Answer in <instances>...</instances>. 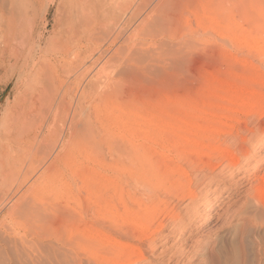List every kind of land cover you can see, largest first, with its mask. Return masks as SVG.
Segmentation results:
<instances>
[{
	"label": "bare ground",
	"instance_id": "bare-ground-1",
	"mask_svg": "<svg viewBox=\"0 0 264 264\" xmlns=\"http://www.w3.org/2000/svg\"><path fill=\"white\" fill-rule=\"evenodd\" d=\"M39 1L41 0H0V78L16 79L17 81L24 80L29 84L32 83V85H30L32 86V91L36 90L39 94L44 95L50 103V107L48 108L52 107V110L49 111L47 129H52L56 125V122L60 121L63 126H67L69 139H73L78 145L84 144L92 137L93 128L92 124H90L91 122H86L84 121L85 119H83L84 108L82 109L81 98L84 87H81V82L82 80H85V88L94 90V86H96V91H98V75L103 67L109 65L107 64L109 59L106 57L107 60L104 59V56L107 55L105 52L107 51H101V47H96V43L103 41L108 35L111 37V35H114V32L115 35L111 38L114 43L116 40L124 42L125 37L128 38L127 30L132 26L134 27V30H132L133 35L138 31H148V34H151L156 30L159 32L160 29V31H163L162 28L166 26L168 21L170 22V17L173 15V18L175 16L174 13L178 11H176L174 5H181L182 2L180 3L179 0H159L154 8L152 7L151 9L150 7L149 10L152 11H149L150 13L145 17H142L139 20L137 15L133 16L130 14L127 17L122 14L123 16L121 15L122 17L118 19V21L116 20V25L113 24L114 27L112 25L113 21L112 23L109 22V18L111 17H106V15L109 14L105 15V13H107L105 12L107 8H105V4L103 3H107V1L102 3L100 0H59L61 1V7H59V3L58 10L61 8V11L59 12L61 14L60 23H62V27L59 26L61 29H59V31L61 32L59 33L60 36H58V38L56 36L55 39L57 40L51 41L49 38L45 37V22L47 14H40V25L38 26L36 24V21H38L36 20V6ZM186 1L188 2V0ZM235 1L237 2V8L240 12V19L237 20L238 22L235 23L230 13L217 15L216 13L213 14L210 10L203 8L200 14L201 18L205 19L206 23L204 24L205 27L202 25V31H205L207 34L222 42L231 39L233 41V46L241 48L247 53H260V55H262L264 53V12L259 7L262 0ZM183 2L186 3L185 1ZM106 5L108 6L109 2ZM111 6H108V8ZM172 18L171 22L174 21ZM185 22L184 23L187 25L188 22ZM231 23H235L234 29L228 28V25ZM253 24L263 27L262 29H257V26L256 28L253 27L255 30L253 31L251 30V25ZM198 25L200 26V24ZM199 26L196 28L201 29V26ZM113 27L115 29H113ZM112 30H114V32ZM168 30L169 29H167V31ZM111 32L113 33L111 34ZM103 35L106 36L101 37ZM80 40L85 41L87 45L84 52L85 56L82 59H80V57L83 54L78 50L70 52L71 48H75V45L77 46V41L79 43ZM106 42L108 44V41ZM104 43L105 42L102 44ZM122 47H120V50L124 49ZM118 52L116 53L118 54ZM116 53L112 54L116 56ZM119 53L121 54V51ZM64 55H70L69 57L72 58L66 56L69 59H66L67 62H64ZM123 55H125V53ZM123 55L121 56L122 58ZM127 56L129 57V53ZM142 56L141 58L140 56L138 57L140 58V62L142 61ZM108 57L110 58V56ZM124 57H126V55ZM228 57L229 55L225 54L223 59L227 60ZM138 58L133 59L136 61ZM177 58L179 57H176V60ZM129 59V63L124 61V65L126 66L123 65L121 70L118 69L120 70L118 75L116 73L118 80L116 79L114 85L111 84L113 85L111 89L112 93L121 89V87L126 88V85L131 86L128 82L133 83V85L134 82H142L141 79L143 77H141V75L143 73L140 75V68L138 69L140 66L143 67L142 62L140 64L137 61L138 63L136 62L137 64L133 66L134 62L132 58L130 57ZM145 59L143 58V60ZM110 61L112 62V60ZM110 61L108 62L110 63ZM147 61L145 62L146 66ZM117 62L118 60L116 63ZM120 63L122 64V62ZM177 63L178 62L175 63V61L174 63H171L169 66L170 69H168L169 67H166L170 70V75H168L169 73L167 74L164 69L163 71L157 70L159 71V73H157L159 74L158 77L164 78V81L166 78L168 80V77L172 78L173 74L176 75L182 69L181 65H177ZM164 64L162 65L164 66ZM252 66L251 64L247 66L243 65L245 69L248 68L251 70L254 68ZM142 69L143 68H141V71ZM154 69L151 68V71L153 70V75L156 72ZM144 70H146L149 75L150 69ZM154 77L156 76L154 75ZM154 77L152 78L154 79ZM123 83H126V85L122 86ZM216 83V81L210 80L207 82V89L214 84L216 85ZM262 84L263 83L261 82V86ZM25 86L26 85H24V87ZM143 86H145V83ZM26 89L28 90V88ZM109 89L107 87V91ZM36 91H34V93ZM70 93L72 94L70 100H72L70 104H67L66 99L71 95ZM206 96V92L200 93L197 97V101L202 102ZM226 96L227 95L218 98L219 102L225 104V107L216 108V110L221 113H236L239 108L244 106H247L248 114L257 113L260 109L264 110V94H253L247 91L243 95L236 96V99L234 100H231V98L228 99V96ZM83 97H85V95ZM21 109L19 111L14 110L13 113H11L9 116V123H7L8 121H6V117H3L5 116L6 111L3 115V111L0 109V264H90L91 262L88 263V260L92 261L94 264H151L153 261V251L157 247V241L161 240L160 242H164L163 244L165 245L167 242L166 238L170 233L182 234L184 229L189 227L191 228L189 235H192L197 229L196 227H191V217L188 216L190 211L182 214L181 212H173L169 218L172 227L170 226L169 233H165L167 227L159 218L161 216L163 217L166 213L170 198L180 199L178 193L180 191H187L186 209H189L190 207L191 210L198 206V200L201 198L199 197L201 190L206 189L205 192L207 193L212 186L214 189H211L210 192L214 195L212 199L214 205H216L220 199L224 202L231 198H238L239 195H241V197H245L246 200L243 207L237 209V214L240 215L242 219H247L254 227L259 226L264 228V175L259 178L242 176L238 179V181L242 182L233 181L234 172L241 168V161L238 162L236 160L235 163H233L232 172L224 177L222 176L223 174L221 175L216 172L217 167L215 165H212L210 162L196 160L195 162L193 161L195 164H193L192 167H194L195 170H198V173L192 176L188 171L186 172L180 164L181 157L177 158L172 166L168 164L170 162L163 160L159 164H155L153 157L158 155V153H152V150L155 147H158L159 155H165L167 154L166 145H159L156 140L144 137H142V142L147 147H142L141 150L139 147L136 148L133 147V145H130L131 142L126 138V144L129 145V152L132 157L128 162L131 164L132 161L133 164H127L131 169H125L124 166V168L116 167L115 171L116 173L118 171L124 172L125 174L127 173L128 177H130L135 183V187H133L134 194H129L132 190L129 189L131 191L128 192L126 189L125 191L128 195L125 194V196L123 193L125 191H123L121 187L122 184H120V187L111 185V191L117 196V205L111 204V201L105 202L106 199L105 201L100 199L99 194L109 189L107 183L108 180H105L103 176L101 177V174L98 176L95 175L96 179L92 178L87 184L85 183L86 180L84 181L85 177L83 173L82 175H77L79 176L78 179L82 182L80 188L84 189L83 198L76 197L79 196L78 191L81 190L76 184L77 181H72V185L74 186L73 190L75 191L74 193L66 191L65 189L61 190L60 187H55L50 191L46 189V192H43L37 190L34 187V183L29 184L24 191L15 190L11 192L10 189H3L1 185L4 176L11 174L12 171H16L14 170L16 168L15 163L18 162L15 160V150L21 144L31 145L34 142L36 143V140H33L36 139V136H32L30 130H28L32 123L31 118L29 119L30 114H28L29 116L26 115L27 113L23 112L24 110L22 111ZM102 110L104 114L114 119L113 122L116 128L125 125L122 118L124 117V114L126 116L127 114L126 112L122 113L123 110H113V108L110 109L107 108V106ZM263 110L260 111L263 112ZM194 114L196 113L192 112V115ZM167 119V122H161L156 125L154 130L167 127L169 124L176 122V120L170 116H168ZM141 127L142 124L139 126V131ZM63 128L64 127L61 129ZM191 131H195L194 133L196 134H206L205 137H203V140H205L208 145H205L206 143L204 144L205 146L200 144L199 140H197L198 137L196 134H194V139L190 142L191 146L196 149L195 151H201V157L208 158L213 154L218 155L229 148H227V146L230 144L227 145L225 139L219 141V134L216 130L180 121V134H187ZM57 135L56 142L58 143H63V141L67 139L65 138V132L62 130H60V133ZM200 138L202 139V137ZM182 139V137H176L174 145L184 146L185 140ZM261 139L264 140L263 121L250 127L247 131V135L244 137L238 139L237 137L230 138V142H238L236 149L243 160V164L247 165L251 161V157L254 156L259 148H261ZM42 142H39L38 144L36 143L41 154L42 151L44 152L49 148L45 142ZM210 143H214L217 146L218 144L223 146V143H225L227 146L225 150H222V148L210 146ZM187 145L190 146L189 144ZM190 154H193V152L190 151L188 155ZM58 155L59 154H57V156ZM197 158L199 157H196V159ZM187 168L189 167L187 166ZM67 171H69V168ZM205 171H207V174L202 173ZM65 174L64 171H61L60 177L64 178ZM67 182L69 183V181ZM78 183L80 182L78 181ZM194 183L198 187L194 185ZM90 184H94V186ZM112 184L114 185L115 183ZM192 185L194 187L196 186L199 191H192ZM223 185L225 188L222 187ZM78 188L80 190H78ZM135 193H137V195ZM51 196H58L57 199L63 200V202L66 201V206L62 208L50 207L49 210L44 209L46 207L48 208V203L44 204L45 198ZM88 198L92 199V201H94L93 203H96L95 205L92 204L95 206L94 209H103V212L98 213V215L104 218V221L112 226L113 235L110 233L104 234V232L100 233L101 231L98 232L89 228H86L83 231H76V229H73L72 223L74 220L78 221L81 225L84 223L82 210L83 207H85V204H87ZM89 201L91 202V200ZM42 208L44 209L43 211L41 210ZM185 217L188 218L187 227L186 225H182V221ZM28 235L30 239L27 238ZM261 254L264 257V241L261 246ZM184 256L183 250H180L179 248L175 250V253L173 252L172 259L175 258L177 259V262H180Z\"/></svg>",
	"mask_w": 264,
	"mask_h": 264
},
{
	"label": "rangeland",
	"instance_id": "rangeland-1",
	"mask_svg": "<svg viewBox=\"0 0 264 264\" xmlns=\"http://www.w3.org/2000/svg\"><path fill=\"white\" fill-rule=\"evenodd\" d=\"M58 1L59 0H41L36 6V20H38L36 21V24L38 26L40 25V14L46 13L45 37L49 38L51 41L57 40L55 38L56 36L58 38V36H60L59 33L61 32L59 31V26L62 27V23H60L61 14L59 12L61 11V8L58 10V4L61 1ZM100 1H102V3L107 1V3H103L105 4V8H107L105 11L107 13H105V15L109 14L106 15V17H111H108L110 19L109 22L112 23L113 21L112 25H116L118 19L123 16L122 14L127 17L130 14L133 16L137 15L140 20L152 11L149 10L150 7L151 9L152 7L154 8L159 0ZM179 1L180 3L182 2V6L180 4H177L176 6L174 5L176 11L178 10L174 13L177 18L175 16L172 18L173 15L170 17V22L168 21L166 26L162 28L164 32L160 31L161 29L159 30L160 33L156 30L154 32L158 33L153 32L151 34H148V31H138L137 33H134L135 35H133L132 30H134V27L132 26L129 30H127L128 38L125 37L124 42L116 40L118 42L115 41L114 43L113 39H111L115 35L114 30H112L114 35H111V37L109 35L108 37L106 35L101 36H106L104 40L99 37L103 41L98 42L99 44L96 43V47L100 46L101 51H107L105 52L107 55L104 54L106 55L104 56V59L107 60L106 58H108V61L112 60V62L110 61L109 63L107 61V64L109 65L107 66L105 64L107 67H103V69H101L102 72L100 71L99 73L100 76L98 75V91H96V86H94L95 91L85 88V80H82L81 82V87H84L82 95L83 99L81 98L82 109L84 108L83 119H85L84 121L86 122H91L90 124H92L93 128L92 137L89 138L87 143L85 142L86 144L84 143L78 145L73 139H69L67 126H63L60 121H57L56 125L52 129H47L49 111L52 110V107L48 108L50 107V103L44 95L39 94L36 90L32 91V86H30L32 83L29 84L24 80L17 81L16 79L0 78V109L3 111V115L6 111V114L3 117H6V121H8L7 123H9V116L11 113H13L14 110L19 111L22 108L21 110H24L23 112L27 113L26 115L30 114L29 119L31 118L32 123L28 130H30V134L32 136H36V139L33 140H36L37 144L44 141L49 146V148L44 152L42 151L41 154V151L37 148V144L35 142L33 143L34 145L21 144L15 150V160L18 162L15 163L16 168L14 170L16 171H12L11 174L4 176V180L1 185L3 189H10L11 192L15 190L24 191L27 189L29 184L34 183V187L43 192H46V189L50 191L55 187H60L61 190L65 189L66 191L74 193L75 191L73 190L74 186L72 185V181H77L76 184L79 188L82 186V182L78 179L79 176L77 175H82L83 173L85 177L84 181L86 180L85 183L87 184L92 180V178L96 179L95 175L98 176L101 174V177L103 176L105 180H108V182H105L108 183L109 189L101 193L102 195L99 194L100 199L102 201H105L106 199L105 202L111 201V204L117 205V196L111 191V185L120 187V184H122L121 187L123 191L126 189L128 192L132 190L129 194H134L133 187H135V183L130 179V177H128L127 173L125 174L124 172H119L118 170L116 173L115 171L116 167L124 168L125 166V169H131L127 166L128 163L130 164L128 161H130V158L132 157L129 152V145L126 144V138L131 142L130 145H133V147L136 148L139 147L141 150L142 147H147L142 142V137L156 140L159 145H166L167 154L165 155H159L158 147H155L152 150V153H158V155L153 157L155 164H159L163 160L170 162L168 164L172 166L176 162V159L181 157L182 160L180 159V164L183 169L186 170V172L188 171L192 176L198 173V170H195V168L192 167L196 160L201 162H210L212 165H215L217 167L216 172L221 175L223 174L222 176L224 177L232 172L233 163H235L236 160L238 162L241 161V168L234 172L233 181H238V179L242 176L259 178L264 175V140L261 139V148H259L254 156L251 157V161L247 165L243 164V160L236 149L238 142H230V138L237 137L238 139L244 137L247 135V131L250 127L257 123H261L262 121L264 122V110L260 109L263 110V112L259 110L254 114H248L247 106L239 108L236 113H221L216 110L217 107H225L224 103L218 101V98L222 96L227 95L228 99L231 98V100H234L236 99V96L238 97L241 94L243 95L247 91L253 94H264V53L262 55H260V53H247L243 49L233 46V41L231 39H227L222 42L207 34L205 31H202V25L205 27L204 24L206 23L205 19H202L200 14L203 8H206L210 10L211 13L213 12V14L216 13L217 15L230 13L235 23L238 22L237 20L240 19V12L238 11L237 2L235 0ZM108 2V6H111L112 4V8H108L106 5ZM60 5L61 3L59 4V7H61ZM259 7L264 12V0L260 2ZM171 18L172 20L174 19V21L171 22ZM185 21L188 22L187 25L185 24ZM235 23L228 25V28L234 29ZM198 24H200L201 29L196 28L199 26ZM251 26V30L253 31H255L253 27L256 28L257 26V29H262L263 27L254 24ZM114 27L113 29H115ZM167 29L169 30L167 31ZM113 32H111V34ZM106 41H108V44ZM103 42L105 43L102 44ZM76 44L77 46L75 45V48H71L70 52L78 50L83 54L80 57V59H82L85 56L84 52L87 47L86 42L80 40L79 43L77 41ZM120 47L126 50L122 49V51L120 50ZM118 51H121L122 55L125 53L126 57L123 55V59L121 57L122 55ZM116 52H118V54ZM112 53H116V56ZM128 53L129 57L127 56ZM225 54L229 55V60L223 59ZM138 55L140 58L144 55L141 59L143 67L137 66L138 69L140 68L139 71L141 73L138 71L139 74L141 75L143 73L141 75V77H143L141 79L142 82H140L141 80L139 81L140 83L134 82L135 86L130 82L128 83L131 86H127L126 83H123L122 86L126 85V88L121 87V89L112 93V86L116 82V79L118 80L117 75L123 68L125 62L127 61V63H129L128 61L131 57L134 62L133 66H135L138 62L141 64ZM66 56L68 55L63 56L64 62H67L69 58H72L69 57L70 55L68 56L69 58ZM108 56H110V58ZM176 57L179 58L176 60ZM133 58H138L139 60L137 59L134 61ZM143 58H146V61L151 59L150 61H147V66L145 63L146 61L143 60ZM117 60L118 62L116 63ZM174 61L175 63L178 62L177 65L180 64L182 69L176 75H172L173 79L168 77L167 80L166 78L165 81L167 82H165L164 78L160 77L162 78L160 79L158 77L159 74L157 73H159V71L157 70L163 71L164 69L165 72L170 75V70L168 69H170L169 66L171 63H174ZM179 61L184 62L182 63ZM120 62H122V64ZM162 64H164V66ZM250 64L254 67L252 70L248 68L245 69L243 67V65L247 66ZM153 66H156L155 69ZM166 67L169 68L167 69ZM141 68H143L142 71ZM151 68H153L154 71L156 70L154 73L156 77L152 74L153 70L151 71ZM144 69H150L149 71L151 73L148 71L150 76ZM152 77H154V79ZM210 80H214L217 83L207 89V82ZM261 82L263 83L262 86ZM144 83L145 86H143ZM24 85L26 86L24 87ZM107 87L108 89L110 88L108 91ZM26 88H28L29 91ZM34 91L37 93H34ZM204 92L207 93V96L202 100V102H198V95ZM84 95L86 98L83 97ZM71 96L72 94L67 97V104L71 103ZM106 106L110 109L113 108V110H123L122 113L126 112L127 116L124 114V117L122 118L125 125L116 128L113 122L114 119L102 112V109ZM192 112L196 113L194 114L195 117L192 115ZM168 116L175 119L176 122L169 124L167 127L154 130V127L159 123L167 122ZM180 121L216 130L219 134V141L225 139V143L230 145L227 146L225 143H223V146L225 147L220 146L219 144L217 146L214 143H210L209 145L222 148V150H225L227 146V148L229 147L227 149L228 151L225 150V152L223 151L218 155L210 154L212 156L208 158L201 157V151H195L196 149H194L190 144V142L194 139V134H196L194 133L195 131H191L187 134H180ZM141 124L142 127L139 131V126ZM62 127L64 128L61 129ZM60 130L65 132V138H67L63 141V143L61 142L62 146L61 143L56 142L58 136L57 134L60 133ZM196 135L200 144L204 145L206 143L205 145H208V143L203 140V137L206 135L205 133H197ZM176 137H182V140H185L184 146L174 145ZM200 137H202V139ZM190 151H192L193 154L188 155ZM57 154L59 155L57 156ZM196 157L199 158L196 159ZM131 164H133L132 161ZM187 166L189 168H187ZM68 168L69 171H67ZM61 171L66 173L64 178L60 177ZM206 172L207 171L202 173L207 174ZM25 180H29L28 183ZM67 181H69V183ZM78 181L80 183H78ZM112 183L115 184L113 185ZM90 185L94 186V184ZM194 185L196 184L194 183ZM196 186L194 187L192 185L191 190L197 191L198 186ZM222 187L225 188L224 185ZM79 188L78 190H81L78 191L79 196L76 197L83 198L84 189ZM211 189H214V187L212 186ZM211 189L209 188L207 193L205 192L206 189L201 190L199 194V197L201 198L198 200V206L191 210L190 207L189 209H186L187 191H180L178 193V197L180 199L170 198L168 204L169 206L166 208V213L163 217L161 216L159 218L160 221H162L167 227L165 233L170 232L171 223L169 218L173 212H181L182 214L190 211L188 216L191 217V227H196L197 229L194 228L196 230L192 233V235H189L191 228L187 227L188 218L185 217L182 221V225H186L187 228L184 229L182 234L170 233L166 238L167 242L165 245L163 244L164 242H160L161 240L156 242L157 247L153 251V261L151 264H264V257L261 254V246L264 241V228L259 226L254 227L247 219H242L241 216L237 214V209H241L245 203V197H241V195H239L241 198H231L225 200L224 202L220 199L218 203L214 205L212 203L214 195L211 194ZM126 191L123 192L124 195L126 194ZM135 194L137 195V193ZM57 198L58 196L46 197L44 204L48 203V208L46 207L44 209L49 210L50 207H65V204H67L65 203L66 201L63 202V200H59ZM89 200H91L92 203ZM93 202L94 201H92V199L88 198L87 204H85V207H83L82 210L84 223L81 225L78 221L74 220L72 223L73 229H76V231H83L86 228H89L98 232L101 231L100 233L104 232V234L110 233L113 235L112 226L104 221V218L98 215V213L103 212V209H94L95 206L92 204L95 205L96 203ZM44 209L42 208L41 210L43 211ZM27 238L30 239L29 235ZM179 248L180 250H183L185 256L182 261L180 260V262H177V259H172V254ZM88 263L92 264L93 262L88 260Z\"/></svg>",
	"mask_w": 264,
	"mask_h": 264
}]
</instances>
